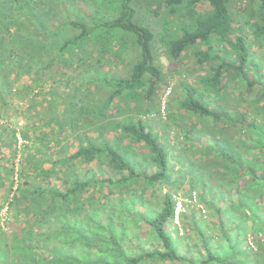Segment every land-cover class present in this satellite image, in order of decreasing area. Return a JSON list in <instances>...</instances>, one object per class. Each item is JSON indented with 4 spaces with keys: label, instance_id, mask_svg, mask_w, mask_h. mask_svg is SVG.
<instances>
[{
    "label": "trees",
    "instance_id": "obj_1",
    "mask_svg": "<svg viewBox=\"0 0 264 264\" xmlns=\"http://www.w3.org/2000/svg\"><path fill=\"white\" fill-rule=\"evenodd\" d=\"M97 1L0 0V67L11 54H15L18 59L14 68L20 71V75L27 76L34 71L43 75V70L52 69V73H55L66 69L69 71L68 78L75 79L74 89L67 97H60L59 103L53 107V117L44 118L45 123L30 130L35 133L49 124H56L58 130L63 131L58 124L60 110L66 113L76 129H82L86 124L99 123L94 128V139L85 136L73 153L64 151L63 156L55 160L45 159L43 153L37 156L41 151H35V155L29 151V144L33 147L36 144L47 145L43 133L39 132L36 135L38 137H29L26 132H18L21 140L26 142L21 145V149L14 130H8V142L0 141V151H8L9 154L5 167L0 165V192L3 194L0 210L6 208L3 223L0 222V264H141L144 259L194 264L186 256L178 255L175 239L166 230L173 220L176 201L170 190L161 195L159 189L164 185L168 188L173 186L170 172L174 170V165L171 167L169 152L159 143L158 136L153 134L152 124L145 122L142 117L147 113L161 117L158 109L152 108L157 89L164 82L157 65V51H163L167 59L177 62L189 49L197 47L192 53L197 67H207L209 75L197 79L195 87L190 84L181 85V98L168 97L166 102L169 115L165 123L169 125V118L176 119L180 114L196 116L202 122L200 127L190 126L196 133H205L210 139L206 147L199 142L196 144L204 164L207 163L206 167H199L206 171L209 167L213 169L219 166L215 176L211 173V177H217L219 173L221 175L216 179L220 198L223 197L222 190H232L244 175L249 177V171L253 172L258 185L264 182V161L261 159L256 162L258 160L255 156L260 157L259 151H263L264 155V85L260 76L261 67L255 61L256 50L252 49L257 46L264 51V0H248L250 17L244 22L248 33L235 38H232L235 30L232 27L233 13L229 8L232 0H155L168 15L156 31L138 19L137 7L142 0H103L102 7L109 11L104 14V18L100 11L91 9ZM74 8L85 11L88 8L84 17L90 25L81 20L78 13L71 15ZM110 12L116 14L112 19L109 18ZM178 14L184 23L172 35L169 17ZM67 30L76 34H69ZM84 46L85 51L81 52ZM91 48L100 50V55L95 58L96 64L99 65L104 58L114 67L123 65L121 74L108 76L103 73L99 82L90 73L85 82L78 83L86 74L83 67L87 71L94 66L87 61V56H92ZM128 48L134 56L130 67L124 55ZM251 69L257 74L253 80L249 79L248 74ZM95 70L98 75V68ZM225 78L231 81L239 78L243 93L240 100L246 103L244 112H229L216 105L226 94L220 88ZM18 80L17 77L10 84L4 72H0V106L4 110L3 115L14 96L12 85ZM25 88L26 85L22 84V90ZM95 90L96 94H92ZM81 93L83 97L80 98ZM244 96H251L255 100V108L263 117L259 123L249 118V106L253 100L247 102ZM120 102L125 107L132 104L137 113L136 118H115L124 113ZM113 105L115 108H112ZM38 106L40 103L35 101L28 110ZM112 110L115 115L113 120L102 121ZM79 117H84L86 121L79 120ZM106 128L121 133L108 139L104 133ZM181 133L182 138L188 141L183 129ZM243 134H249V138L255 140L254 147L258 149L256 154L247 148L239 151ZM235 135L240 138L231 140L233 137L236 139ZM124 140L127 144H122ZM215 146L218 147L217 151H214ZM245 154H251L253 158H244ZM77 161L95 163L100 173L107 169V177L101 176L99 179L94 178V175H85L81 181L78 174L73 172ZM230 174L234 175L233 180ZM249 178L251 181L248 182V188L237 191L238 202L229 208H218L212 198L207 199L202 195L198 198L206 210L220 215L217 217V225L210 223L203 226L199 217H196V211L187 221L199 235L200 245L206 255L200 264H264V244L261 250L245 241L249 233L247 215L251 211V202L246 194L253 176ZM52 181L62 183L67 188L62 190L51 187ZM138 184L139 187H135ZM92 188L96 189L95 194L89 191ZM148 188L152 189L151 194L146 193ZM232 191L230 194H234ZM113 193L119 196V205L126 202L134 213L137 212L136 205L159 198V202H155L148 213L139 212L136 216L144 221L163 251H147L140 247L139 253L129 256L118 247L117 237L110 226L102 227L95 222L97 205L107 207ZM125 195L127 197L123 199ZM235 207L246 212H242L246 223L243 219V225L234 230L236 234L242 231L241 236H230L226 227L227 223H236L234 219L240 218L241 214H231ZM263 213L261 218H264ZM186 217L184 212L179 214L182 224ZM260 229L264 232V226ZM103 233L109 235L108 239ZM75 244L83 248L67 246ZM106 244L113 248L109 249ZM246 244L249 249L240 248V245ZM3 247L7 250L3 251ZM112 251L114 254L109 260L105 254Z\"/></svg>",
    "mask_w": 264,
    "mask_h": 264
},
{
    "label": "rangeland",
    "instance_id": "obj_2",
    "mask_svg": "<svg viewBox=\"0 0 264 264\" xmlns=\"http://www.w3.org/2000/svg\"><path fill=\"white\" fill-rule=\"evenodd\" d=\"M102 1L98 0L97 4H92L91 9H96L97 11H100V15L102 18H104V14L106 12H109L106 10L105 7H102ZM104 2V1H103ZM230 10L233 13V22L232 27L234 28V34L232 38H235L236 36L245 35L248 33V30L245 29L244 22H246V18L250 17V10H249V1L248 0H232L230 2L229 6ZM110 10V9H109ZM138 19L139 21H145V23H148L149 26L153 30H159L163 24V20L165 18H168V15L165 12V9L157 4L155 0H142L141 3H138ZM85 12L87 11L81 10V9H73L71 11V15L74 16L75 13H78L80 15V19L83 20L85 23L89 24V21L84 17ZM111 13V12H110ZM157 15H156V14ZM115 13H111V16L109 18H114ZM171 21L170 29L171 34L174 35L175 31L179 29V26H181L184 21L180 14L169 17ZM248 19V18H247ZM242 27L244 30L242 31ZM68 32V30L66 31ZM69 34H76L73 32H68ZM198 48H191L189 49L185 54L181 56V58L178 59L177 62L171 61L166 58L163 51H157L158 54V60L157 65L160 68L164 82H162L159 85V89H157V96L154 100V103L152 105V108L158 109V111L161 113V117L155 115L154 113H147L144 117V121L147 123L152 124V130L153 134H156L159 139V143L165 147V149L169 152V159H170V165H174V170L170 172V181L172 182L173 186L171 188H168V186L164 185L162 186L159 191L161 195L163 193H166L168 190H170V193H172L173 198L176 201V204L181 205V211L180 213L184 212L187 217L186 219L183 218V224L182 221L178 218L177 220H172L171 224L166 227V230L169 231L170 236L174 238L175 242V248L177 249V253L180 256H186L190 260L194 262V264H200V261L206 259V255L203 251V247L200 245L199 242V235L193 229L189 224H187V221L190 217V215L193 212H197L196 217L199 222L203 224V226L210 225V223H213L217 225V213H215L212 210H206L204 205L202 203L198 202V198L204 197L207 199H214V204L218 206V208L227 206L228 208L233 205V203H237V194L238 190L244 191L248 188V185L251 180L249 177L253 176V181L251 187L248 189V192L246 194V197L249 199L251 211H248L247 215V223H248V230L249 233L248 236L245 238L246 243L249 245H252L253 247H257L263 250L262 245L264 244V232L263 229L261 230V226H264V218H261L262 213L264 212V182L261 183V185H258L257 182L254 180V174L253 172L249 171L248 176L244 175L236 184H234V188L225 189L222 199L219 195V190L216 189L217 180L220 178V173L217 174V177H211V173L215 176L216 174V168L218 169L219 166L214 167L213 169L209 167L206 171L205 169H202L199 167H206L207 163L204 164V161L201 157V153L199 152V148L197 147V142H199L200 145H206L207 143H210V139L207 136V134L203 133H196V131L192 130L191 125H203L202 122L193 115L188 114H180L179 116L175 118H169V125L165 123L168 120L169 112L167 110L168 104L167 99L170 96H175L174 98H181L183 96V93L181 92V85L184 84H190L191 86H196L197 79H200L204 76L209 75V72L207 70V67L201 66L197 67V63L195 62V57L193 56V52L196 51ZM253 50H256L254 53L255 61L260 65V76L261 79H263L264 85V51L263 49H258L257 46L252 48ZM90 51L92 56L88 55V51L86 55L90 63H93L94 66L92 69L85 70L86 68L83 67V72H86L85 77L82 76L81 80H77L78 83L84 81L87 79V75L92 74V76H95V79H99L102 77L103 73H107L108 76H119L123 70V65H119L117 67L112 66V64H109L106 62V60L103 58L101 60V63L98 65L95 63V58L100 55V50L96 51L95 49H92ZM81 52L85 51V46L80 49ZM84 53V55H85ZM102 53V52H101ZM219 53H221V50H219ZM124 55L126 56V64L132 65L134 62V56L133 51L131 52L128 48V50L124 51ZM77 57V56H76ZM18 59L17 55H12L8 57L5 64L0 67V72L3 71L5 74V77L7 78V81L11 84L12 81L18 77V82L13 83L12 85V93L14 94L11 103H9L8 109H6V114L3 115L2 112L4 110L2 109V106H0V141H7V137L10 138V133L8 130H14L16 131V136L18 135V132H26L27 136L33 137L36 136L39 132L45 134L44 140L47 143V145H38L36 144L35 147H33L32 144H29L30 148L29 151L35 155V151H41V156L43 153V156H45V159L47 160H55L61 156H63L64 151H68V153H73L79 142L82 141V139L87 136L89 138L94 139L96 137V133L94 132V128L97 125H90L86 124L85 127H82V129H79L75 127L71 122H69V118L67 117L66 113L62 110L59 112V118L58 121L59 126L63 128V131H59L58 126L56 124H49L48 127L39 130V132H35L30 130L33 128L38 127L39 125L45 123L44 118H51L53 117L51 115L53 110V107L59 103V98L63 96H68V94L74 89L76 86L75 79H72L71 77L68 78L69 71L66 69L59 70L55 73H52V69L50 70H43L42 74L38 73V71H34L32 74L29 75H20V71L16 68H14V63ZM77 59V58H76ZM2 59H0V62ZM100 66V69H99ZM98 68V75L95 68ZM75 68V67H73ZM249 79L253 80L257 78V74L253 71V69L249 70ZM97 75V76H96ZM68 79V80H67ZM70 79V81H69ZM84 79V80H83ZM22 84L26 85V88L22 90ZM86 86V84L84 85ZM89 86V85H88ZM261 86V87H262ZM92 87V86H90ZM240 81L239 78L234 79L233 81L227 80L226 78L222 81L221 89H224L226 92L225 95H223L220 100L217 101V106L220 108H225L226 110L234 111L238 110L240 112H244L246 108L244 109V105L246 104L240 99V95L242 93V88H240ZM257 90V88H254ZM254 90V91H255ZM95 90L92 92V94H96ZM256 92V91H255ZM52 94V95H51ZM243 94V93H242ZM79 97H83V93L79 95ZM245 100L248 102V100H253L251 96H244ZM243 98V99H244ZM35 101H38L40 103V106H38L36 109L28 110L29 106L34 103ZM255 100H253L252 103H250V116L249 118L260 122L263 118L262 115L257 111L258 108H255ZM119 103V102H118ZM1 105V103H0ZM118 105V104H115ZM115 105H113L112 108H115ZM121 107L124 109V113L119 116L114 115V110L110 111L108 113L106 118H103L102 121L108 120L107 122H111L113 120V116L118 119L124 118V116H133V118H136L137 113L134 111L133 105L130 104L129 107H125L124 103L120 102ZM173 106V105H172ZM253 107V108H251ZM172 109V108H171ZM249 110V109H248ZM248 110L246 113H248ZM50 112V113H49ZM2 115L5 117H2ZM62 117H67L63 118ZM162 118V119H160ZM79 120L86 121L84 117H79ZM81 125V124H80ZM221 127V125H218ZM263 126V124H261ZM187 127V128H186ZM212 127V125H211ZM213 128V127H212ZM77 131H76V130ZM182 129L187 134L188 141H185L184 138H182ZM198 129V128H197ZM214 129V128H213ZM190 130V132L188 131ZM232 133V131H229ZM236 132V131H235ZM104 133L107 135L108 139H112L114 135L117 133L120 135V131H115L110 128L104 129ZM249 134H243V136L240 138V136L235 135L236 139L233 137L231 140H237L240 138L241 147L239 146V151H244L245 148L252 149L250 151H255V154L257 153L258 149L254 147V139L249 138ZM254 137V135H252ZM38 137V136H36ZM184 137V136H183ZM209 139V140H208ZM191 140V141H190ZM259 140V139H257ZM264 141V139H262ZM32 143V141L30 142ZM122 144H127V141L124 140ZM249 144V147L247 145ZM231 147H235V145H230ZM206 147V146H205ZM22 146H20V149ZM28 150V148H26ZM218 147L215 146L214 151H217ZM228 151H236V150H228ZM260 157L258 155L256 156V159L259 162L261 159L264 161V155L263 151H259ZM3 155V156H2ZM244 158L252 159L253 155L251 154H245L243 155ZM9 158L8 151H0V165H5L7 162H5L6 159ZM48 165H45L47 167ZM255 166V165H254ZM251 168V167H250ZM264 169V167H262ZM248 169V168H247ZM210 171V172H208ZM73 172L78 174L79 179L82 181L84 176L89 177V175H94V178L101 179V176L103 178L107 177V169H103V173L98 170V167L95 163L92 164H85L80 161H77L75 163ZM72 173V171H71ZM230 178L233 180L234 175L230 174ZM206 181V182H205ZM255 181V182H254ZM51 187H55L56 189H65L67 187H63V184L52 181L50 184ZM132 188L139 187V184L134 186H131ZM209 188V189H208ZM216 190H212V189ZM212 192H210L211 190ZM218 190V193H217ZM1 191V190H0ZM91 193L95 194L96 189L92 188L89 190ZM230 191H232L234 194H230ZM152 189L148 188L146 190L147 194H151ZM232 195V196H231ZM111 196V195H110ZM150 196V195H149ZM148 196V197H149ZM239 196V195H238ZM3 197L2 192H0V204H1V198ZM123 199L127 197V195L122 196ZM152 197V196H151ZM112 200L110 204H107L105 206H99L97 205L98 212L95 218V222L99 225H102V227H109L111 228L113 234L117 237V245L121 248L124 253H126L129 256H135L136 253H139L140 247L143 249H146L147 251L152 250H159L163 251V248L161 244L156 241L153 238V235L151 234V231L146 226L144 221H141L136 215H138L139 212L141 213H148L149 210H151L152 206H155L159 202V198L156 199H150L149 202L142 203L141 205H136L135 210L137 212L134 213V210H131L129 205L124 202L123 205H119L117 201L119 200V196H117L115 193L112 195ZM240 198V196H239ZM226 202V203H225ZM183 204H186V207H183ZM201 204V205H200ZM257 204V205H256ZM237 205V204H236ZM235 205V206H236ZM201 207L204 209V212L202 211ZM112 208V209H111ZM235 211H233L231 214L240 215V218L234 219L236 223H227V231H230V236H233L236 234L234 230L241 227L243 225V216L242 212L246 214L245 210L242 209V212L240 210H237V208H234ZM249 210V209H248ZM6 208L0 210V219L1 223H3L4 216L6 214ZM191 211V213H189ZM264 215V213H263ZM231 216V215H230ZM196 219V220H197ZM205 221V222H204ZM199 222L198 225H199ZM205 223V224H204ZM244 223H246L244 219ZM105 237H109L108 234H104ZM241 236L242 231H239V234H236V236ZM5 239V237H4ZM1 242V241H0ZM84 244V243H82ZM109 249L113 248L111 245L106 244ZM69 248L73 249H82L83 246L80 245L78 247L77 244L71 246L67 245ZM248 248L246 245H240V248ZM7 250L3 247V251ZM74 251V250H72ZM7 251H5L6 253ZM112 252H108L105 254V256L110 258L113 255ZM92 255V254H91ZM102 255V254H101ZM111 256V257H110ZM88 257H91L88 255ZM107 257L105 260H107ZM141 264H187V263H178V262H169V261H159V260H142Z\"/></svg>",
    "mask_w": 264,
    "mask_h": 264
},
{
    "label": "built area",
    "instance_id": "obj_3",
    "mask_svg": "<svg viewBox=\"0 0 264 264\" xmlns=\"http://www.w3.org/2000/svg\"><path fill=\"white\" fill-rule=\"evenodd\" d=\"M17 138H18V145L21 146V145L26 143L25 141L21 140L19 135H17ZM201 209L204 212V209L202 207H201ZM180 211H181V205L180 204H176L173 220H177L179 218Z\"/></svg>",
    "mask_w": 264,
    "mask_h": 264
}]
</instances>
